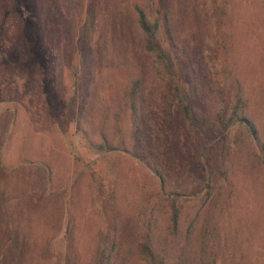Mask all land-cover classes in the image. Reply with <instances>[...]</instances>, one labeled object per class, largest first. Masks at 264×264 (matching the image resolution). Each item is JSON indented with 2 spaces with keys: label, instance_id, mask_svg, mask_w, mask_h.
Listing matches in <instances>:
<instances>
[{
  "label": "rangeland",
  "instance_id": "rangeland-1",
  "mask_svg": "<svg viewBox=\"0 0 264 264\" xmlns=\"http://www.w3.org/2000/svg\"><path fill=\"white\" fill-rule=\"evenodd\" d=\"M35 1L34 7H42V12L30 9V0H0V264H64L65 260L101 264L99 252L110 244L118 250L134 245L143 215L153 205L157 184L135 159L133 147L128 152L95 155L82 142L77 124L84 111L81 102L94 99L109 106L99 105L97 111L89 107L84 118L101 122L112 117L109 94L116 79L113 70L118 67L142 74L141 107L146 124L142 131L154 155L162 150V175L166 185L179 192L175 205L186 214V221L194 217L193 197L210 176V181L221 186L223 196L218 199L222 206L215 205L206 214L209 221L217 220L222 232L233 235L247 264H264V170L251 182L238 164L231 169H226L228 163L226 168L219 167L221 139L212 137V125L209 129L207 124H213V119L203 118L198 133L180 119L176 107L166 111L160 95L163 84L150 59L138 53L132 25L116 16L111 0H97L104 16L95 22L104 31L88 43L91 67L76 70L79 87L73 88L74 44L82 25L78 12H84L91 0H69L73 16L72 11L69 15L63 12L62 0ZM210 1L167 0L177 23L190 4L199 10L195 23L202 39L200 71L208 83L216 84L219 65ZM259 1H234V12L240 17L236 43L244 41V26L255 24ZM54 47L59 49L55 66L50 58ZM251 67L250 80L264 85V58L260 63L257 57ZM204 102L199 99L196 104ZM218 104L208 100L197 110L208 116L207 110ZM122 120V137L126 138L129 129L126 118ZM106 121L103 132L107 135L111 126ZM234 133L235 126L228 132L229 148H233ZM163 208L161 230L167 217Z\"/></svg>",
  "mask_w": 264,
  "mask_h": 264
},
{
  "label": "trees",
  "instance_id": "trees-1",
  "mask_svg": "<svg viewBox=\"0 0 264 264\" xmlns=\"http://www.w3.org/2000/svg\"><path fill=\"white\" fill-rule=\"evenodd\" d=\"M234 1H210L209 11L216 38L215 56L219 65L218 81L210 84L200 71L202 65L198 50L202 39L195 23L199 10L193 4L182 14V22L177 23V15L172 14L167 0H111L116 16L132 25L137 36L138 53L150 59L152 70L163 84L160 95L166 111L172 106L176 107L180 119L191 131L198 133L202 131L200 125L203 118H212L213 124L207 122L209 129L212 125L211 135L213 138L220 136L221 139L219 167L226 168L225 164L228 163L226 169H231L238 164L236 167L246 171L243 175L254 182L264 170V85H257V82L250 80L254 75L250 69H254L251 65L257 57L260 63L264 58V0H260L255 6L253 27L244 26V41L240 44L234 41L238 31L237 21L240 19L234 12ZM35 2L30 0V9H33ZM62 2L63 12L69 15L72 11L73 16L75 11L69 0ZM101 8L103 7L97 5V0H91L84 12H78L82 25L74 44L76 62L73 65L75 79L72 83L75 89L79 87L76 70L80 67L90 70L91 67L88 43L104 31L99 22H95V19L99 20L104 16ZM34 11L42 12L43 9L41 7L37 10L35 6ZM107 36L110 37L108 31ZM106 38L103 39V46ZM251 51H254L253 57H250ZM58 53V47L51 50L53 66L58 64ZM255 72L259 73L257 70ZM113 77L116 78L114 90L109 94L112 100L110 103L114 106L112 117L103 118L101 122H90L84 118L87 108L97 111L99 105H109L98 99L81 102L84 111H81V118L77 122L80 138L95 155L108 156L118 150L128 152L133 147L135 159L151 172L157 187L153 205L143 215L144 220L134 245L118 250L116 244H110L99 252L101 264H188L189 261H194V264H216L217 261L219 264H247L243 248L235 244L233 235L222 232L221 224L217 225V220L210 222L206 215L215 205L222 206V202H218L223 196L220 193L221 186L210 181V176L206 177L201 192L193 197L197 209L191 220L186 221V214L176 207L179 192L166 185L159 158L162 150L154 155L151 142L142 131L146 128L141 107L142 74L118 67L113 70ZM202 90H205L204 94ZM197 99H204L205 102L212 100L213 104L218 101L219 104L211 106L207 110L209 115L202 114V117L197 108L205 102L197 105ZM123 117L126 118L129 129L126 138L122 137L124 135L121 132ZM106 119L111 126L107 135L103 132ZM234 126L233 148H229L228 132ZM114 138L117 142H113ZM160 142L162 146L165 145L163 138ZM203 150H206L205 146ZM223 201L226 199L223 198ZM165 202L166 205L163 204ZM161 205L167 215L164 230L159 226ZM222 240L225 242L223 248ZM236 252L238 256L235 255ZM64 264L73 263L65 260Z\"/></svg>",
  "mask_w": 264,
  "mask_h": 264
}]
</instances>
